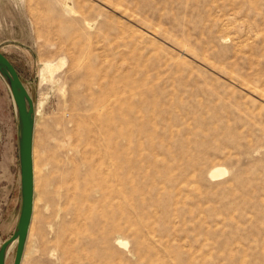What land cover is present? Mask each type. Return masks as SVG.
Returning <instances> with one entry per match:
<instances>
[{
	"label": "rangeland",
	"instance_id": "1",
	"mask_svg": "<svg viewBox=\"0 0 264 264\" xmlns=\"http://www.w3.org/2000/svg\"><path fill=\"white\" fill-rule=\"evenodd\" d=\"M0 51L37 111L20 264H264V0H0ZM18 185L0 76V243Z\"/></svg>",
	"mask_w": 264,
	"mask_h": 264
},
{
	"label": "water",
	"instance_id": "2",
	"mask_svg": "<svg viewBox=\"0 0 264 264\" xmlns=\"http://www.w3.org/2000/svg\"><path fill=\"white\" fill-rule=\"evenodd\" d=\"M0 76L9 90L16 121V148L19 170L18 206L11 233L0 243V264L4 252L11 241L15 240L11 264H19L32 207V136L34 106L31 97L18 77L13 64L0 51Z\"/></svg>",
	"mask_w": 264,
	"mask_h": 264
},
{
	"label": "bare ground",
	"instance_id": "3",
	"mask_svg": "<svg viewBox=\"0 0 264 264\" xmlns=\"http://www.w3.org/2000/svg\"><path fill=\"white\" fill-rule=\"evenodd\" d=\"M64 9V11L66 12H69L70 11V8L67 6V4L65 3L64 4V7L62 8V10ZM43 66V65H42ZM54 67L51 65V64H47L45 65L43 68H42V71L40 73V79H41V82L42 83H45V82H50L52 81V76H53V69ZM25 87V86H24ZM26 89V88H25ZM28 92V91H27ZM29 94V93H28ZM30 96V95H29ZM31 97V96H30ZM12 102V100H11ZM12 106H13V103H12ZM34 106V105H33ZM36 114H37V111L35 112L34 111V119H33V136H32V191H33V197H32V207H31V217H30V221H29V225H28V229H27V234H26V238H25V242H24V246H23V251H24V247H25V243H26V239H27V235H28V231H29V226H30V222L33 220L32 218V214H33V202L35 201L34 200V179H36L34 176H35V163H34V158H33V139H34V125L36 124ZM227 171L225 168L223 167H215L211 170L210 172V176L212 178H216V177H221L223 174H225ZM36 196V195H35ZM35 203V202H34ZM120 244L122 245H125L124 242L122 241H119ZM15 244V240L11 241V243L8 244V246L6 247L5 249V252H4V258H3V264H10V259H9V253L13 247V245ZM23 251H22V255H23ZM22 255H21V259H22ZM20 259V261H21ZM20 264V262H19Z\"/></svg>",
	"mask_w": 264,
	"mask_h": 264
}]
</instances>
